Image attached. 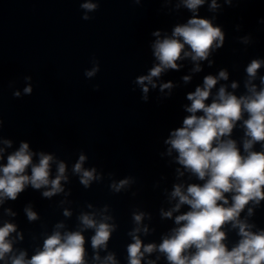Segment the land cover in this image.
I'll return each instance as SVG.
<instances>
[{
  "label": "clouds",
  "instance_id": "obj_1",
  "mask_svg": "<svg viewBox=\"0 0 264 264\" xmlns=\"http://www.w3.org/2000/svg\"><path fill=\"white\" fill-rule=\"evenodd\" d=\"M185 6L195 12L204 0H183ZM81 7L87 11H93L97 5L86 2ZM211 7H218L216 0H212ZM83 19H89L84 16ZM157 37L159 32L154 33ZM224 34L219 27H214L212 22L193 16L186 24L174 28L172 37L157 39L153 44L155 58L159 64L154 66L148 75L137 77L136 83L143 86L142 91L147 99L148 87L153 88V77H159L165 69H178L177 60L190 56L193 61L206 60L214 48L222 46ZM188 45L190 52H185ZM264 61L254 59L247 66L249 77L246 83L248 95L237 97L228 92L224 86L218 90L216 97L210 104H206L211 89L217 84L218 78L206 76L203 87H197L194 92L187 94L191 105L186 107L190 113L183 120V126L171 132L165 143L178 153L177 161L185 169L194 174L198 179L205 181L203 185L190 184L186 192L182 185H175L171 193L173 199L178 198V203L170 211L163 212L164 217L171 218L174 211H179L181 205H188L190 210L175 217V223L180 225L172 230V235L165 237L157 246L156 244L143 245L140 238L133 235L134 243L127 247L128 264H141L145 253L158 250L165 254L169 264H264V230L253 232L246 220L240 219V213L245 206L252 202L258 205L264 200V151H252L253 145L262 142L264 147V87L257 91L251 83L257 75ZM99 70L98 66L86 72V76L92 77ZM199 71V65L194 69ZM219 78L227 80L226 71H220ZM184 77V80H189ZM264 85V77H261ZM237 85L232 84L235 89ZM172 84L161 85V91L171 89ZM32 88L26 87L24 92L30 94ZM19 96V93H15ZM202 112L203 115H197ZM248 118L243 120L245 139L243 148L246 155H242L236 142L230 137L236 122L242 120L244 114ZM11 146V141H4ZM4 149L0 148V158ZM33 153L29 151L27 143H21L19 149L8 155L7 163L0 165V203L5 198L15 200L19 193L24 191L27 185L34 189L48 187L43 193L45 197L61 192V180H66V165L59 162L57 176L50 180V165L52 155L40 153L38 164L32 163ZM86 157L80 155L74 165L73 171L81 175L80 182L84 186L95 179V169L82 168ZM31 167V175H27L26 169ZM127 180H122L114 185L116 191L125 186ZM225 193H233L231 204ZM228 205V206H226ZM28 219L35 220L37 215L30 208L25 210ZM252 209H248V215ZM65 215H70L67 211ZM143 213L135 214L137 224L141 222ZM84 228L95 229V235L91 238V246L94 250L105 248L110 238L113 225L104 221L97 222L91 215L80 216ZM107 219V218H105ZM231 223L233 228H238L240 240L231 250L223 241L226 233L222 227ZM63 227L62 224L57 228ZM15 225L5 223L0 227V260L5 259L6 254L12 251V242L9 236L14 232ZM140 231L139 228L134 232ZM147 232V228L144 229ZM85 238L81 231H68L63 234L55 231L44 241L43 250L38 251L31 259H26V253L11 258V264H86ZM195 249L190 252V249ZM95 259H99L96 255ZM105 264H116L113 255L105 258ZM148 264H154L149 261Z\"/></svg>",
  "mask_w": 264,
  "mask_h": 264
}]
</instances>
